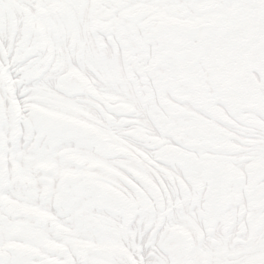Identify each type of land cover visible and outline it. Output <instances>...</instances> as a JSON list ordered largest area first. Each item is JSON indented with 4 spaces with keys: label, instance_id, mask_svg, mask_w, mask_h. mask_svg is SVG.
I'll return each instance as SVG.
<instances>
[{
    "label": "snow or ice",
    "instance_id": "snow-or-ice-1",
    "mask_svg": "<svg viewBox=\"0 0 264 264\" xmlns=\"http://www.w3.org/2000/svg\"><path fill=\"white\" fill-rule=\"evenodd\" d=\"M0 264H264V0H0Z\"/></svg>",
    "mask_w": 264,
    "mask_h": 264
}]
</instances>
